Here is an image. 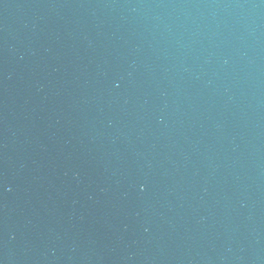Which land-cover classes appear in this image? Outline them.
Wrapping results in <instances>:
<instances>
[{
	"label": "water",
	"instance_id": "water-1",
	"mask_svg": "<svg viewBox=\"0 0 264 264\" xmlns=\"http://www.w3.org/2000/svg\"><path fill=\"white\" fill-rule=\"evenodd\" d=\"M0 264H264V0H0Z\"/></svg>",
	"mask_w": 264,
	"mask_h": 264
}]
</instances>
